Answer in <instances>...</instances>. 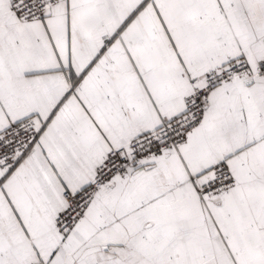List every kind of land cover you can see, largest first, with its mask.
Listing matches in <instances>:
<instances>
[{"label": "snow or ice", "instance_id": "snow-or-ice-1", "mask_svg": "<svg viewBox=\"0 0 264 264\" xmlns=\"http://www.w3.org/2000/svg\"><path fill=\"white\" fill-rule=\"evenodd\" d=\"M0 264H264V0H0Z\"/></svg>", "mask_w": 264, "mask_h": 264}]
</instances>
